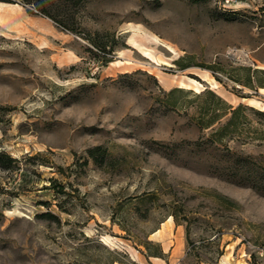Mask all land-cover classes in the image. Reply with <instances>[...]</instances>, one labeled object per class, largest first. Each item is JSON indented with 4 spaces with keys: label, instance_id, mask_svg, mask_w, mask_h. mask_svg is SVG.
<instances>
[{
    "label": "rangeland",
    "instance_id": "obj_1",
    "mask_svg": "<svg viewBox=\"0 0 264 264\" xmlns=\"http://www.w3.org/2000/svg\"><path fill=\"white\" fill-rule=\"evenodd\" d=\"M42 2L75 32L0 2V264H264V0Z\"/></svg>",
    "mask_w": 264,
    "mask_h": 264
},
{
    "label": "trees",
    "instance_id": "obj_2",
    "mask_svg": "<svg viewBox=\"0 0 264 264\" xmlns=\"http://www.w3.org/2000/svg\"><path fill=\"white\" fill-rule=\"evenodd\" d=\"M17 0H0V2L3 3H14ZM58 1H62L63 2H68L70 0H58ZM18 2L26 7L30 6V10H28L29 13H32V11H35L37 14H41L49 19H51L53 22H55L57 24V26L61 27L63 30L69 31V32H75V29L72 28L71 26L68 25V22H66L63 19H59L56 18V16L50 14L49 10H47L42 2V0H18ZM89 43L91 44V46L93 48H95L96 50H98L101 53H110L113 51V46L111 45H107L103 42H101V36L99 33H94V34H88L87 38H86ZM176 65H178L181 69L185 68V66H181L180 62L177 61L175 63ZM264 72V70H262ZM242 85L251 88V84H250V80L249 78H247V80L242 81L241 82ZM231 112V117L228 120L227 124L225 126H222L221 129L217 130L214 134H216V136H221L222 131L227 128V126H233L236 127L238 124V113L244 109V106L239 105L236 108H232V107H228ZM4 109V108H2ZM249 110H251L255 115H257L259 118H263L264 120V112L260 111V110H254L252 108H248ZM259 138L264 137V132L259 134ZM217 141L220 139L219 137L216 138ZM262 139V138H261ZM87 156L89 159H91L96 165H102V163L104 162L105 158L108 156L106 150L104 148H102L101 146H95L92 148H89L86 150ZM17 163V159L12 158L11 156H9L6 152H4L3 150L0 149V170L2 171H12V170H16L17 167L15 166ZM49 186L45 187L46 189H53L54 194L56 196H67L69 195L68 192L65 191V187L64 185L60 184L57 182V180L50 178L49 179ZM151 198L154 197L155 195L151 194V195H140V196H135L134 198L139 201V202H143L146 200V197ZM57 206L59 207V209H62V206L60 205V203L57 204ZM41 217H53L50 213L46 212L44 214H41ZM146 246H154L151 242H146L145 243ZM151 256V257H156V258H164V254L162 253L161 248H159L158 246H155L154 251L149 252V254H147V257ZM121 263V262H120ZM123 264V263H121Z\"/></svg>",
    "mask_w": 264,
    "mask_h": 264
},
{
    "label": "bare ground",
    "instance_id": "obj_3",
    "mask_svg": "<svg viewBox=\"0 0 264 264\" xmlns=\"http://www.w3.org/2000/svg\"><path fill=\"white\" fill-rule=\"evenodd\" d=\"M130 43V42H129ZM144 49V48H143ZM171 80V79H170ZM177 81H179V80H177ZM188 81L193 85V88L195 89V90H198L199 89V87L201 86L200 85V83H198V82H196L195 80H193V79H188ZM174 83H175V81H174ZM184 83V82H183ZM261 92H263L264 93V87H262V88H260L259 89ZM249 98V97H248ZM251 98V97H250ZM248 104L250 105V106H257V104L259 103L258 101H256V100H253V99H248ZM254 106V107H255ZM259 110H261V111H264V106H261L260 108H258ZM169 221H171V217H169L168 218V222ZM160 230L158 229V230H156L154 233H157V232H159ZM105 240V239H104ZM107 240V239H106ZM105 240V241H106ZM107 242V241H106ZM109 242V241H108ZM112 244V243H111Z\"/></svg>",
    "mask_w": 264,
    "mask_h": 264
},
{
    "label": "crops",
    "instance_id": "obj_4",
    "mask_svg": "<svg viewBox=\"0 0 264 264\" xmlns=\"http://www.w3.org/2000/svg\"><path fill=\"white\" fill-rule=\"evenodd\" d=\"M158 259H160V258H158Z\"/></svg>",
    "mask_w": 264,
    "mask_h": 264
}]
</instances>
